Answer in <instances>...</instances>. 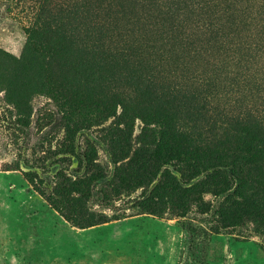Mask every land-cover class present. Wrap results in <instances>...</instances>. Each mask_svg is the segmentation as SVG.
I'll return each instance as SVG.
<instances>
[{
  "label": "rangeland",
  "instance_id": "374dc122",
  "mask_svg": "<svg viewBox=\"0 0 264 264\" xmlns=\"http://www.w3.org/2000/svg\"><path fill=\"white\" fill-rule=\"evenodd\" d=\"M59 1L0 0V264H264V239L258 233L264 234V0H235L229 12L214 11L213 26L201 22L200 13L188 18L177 30L178 39L213 48L201 61L177 59L178 64L189 61L184 69L154 74L130 66L129 61L128 67H121L124 59L114 49L143 38L174 55L182 46L178 39L169 42L158 35L162 24L143 22L137 11L123 22H114L116 35L107 28L110 32L95 53L74 50L77 43L69 38L70 49L65 50L58 40V25L43 32L57 19ZM233 10L237 23L246 19L249 26L213 42L209 28L227 25L222 14L228 16ZM122 24L128 31L121 43ZM77 38L82 39L78 33ZM149 72L150 80L154 75L157 79L155 89L140 78ZM199 95L210 102L200 103ZM55 103L72 124L111 140L117 153L114 166L103 146L97 152L98 172L113 176L112 205L101 206L93 199L66 205L82 217L97 215L99 222L91 226L68 222L31 188L20 170L1 169L22 152L21 143H13L6 129L10 119L6 111L20 113L32 125L43 107ZM196 104L201 106L197 113ZM157 113L159 119L178 117L176 124H168L170 134L180 141L185 133L182 123L201 115L193 128L195 138L214 143L202 162L217 158L231 163L242 181L245 206L238 209H230L218 196L219 187L228 186L222 179L196 187L186 217L194 231L192 243L177 214L165 212L159 217L130 208V201L154 173V161L149 172L133 153L154 133L148 129L157 126L147 115L152 119ZM35 139L31 134L29 143ZM234 140H243L240 152L232 150ZM202 177H194L186 186ZM221 213L243 225L234 234L210 231L212 215Z\"/></svg>",
  "mask_w": 264,
  "mask_h": 264
},
{
  "label": "trees",
  "instance_id": "16d2710c",
  "mask_svg": "<svg viewBox=\"0 0 264 264\" xmlns=\"http://www.w3.org/2000/svg\"><path fill=\"white\" fill-rule=\"evenodd\" d=\"M234 2L235 0H60L56 4L57 19L54 18L50 21L43 32L49 33L52 31V27L58 25V40L65 46V50L66 48L70 49L71 42L77 43L74 49L76 51L85 52L88 50L95 53L97 49L101 48V40L106 39L110 32L106 30L107 28L111 29L113 35H116L114 22L117 23L120 20L123 22L129 15L132 16L138 11V18L143 22L149 24L153 22L154 26L162 24L158 34L160 37L164 35V40L166 38L169 42L177 41V30L181 27L180 24L188 18L200 13L201 22L213 26L217 16L214 11L229 12ZM222 15L227 21V25L224 26L226 28H220L217 25L209 28L212 30L210 35L214 33L211 36L213 42L223 40L225 34L229 35L232 32L234 34L237 30L239 31L237 28L245 29L249 26L246 19H241L240 25L237 23L234 10L228 16L225 13ZM259 25L260 23L256 27ZM223 28L225 31H222ZM66 29H69V32ZM79 29H82V32ZM227 29H229L228 32ZM127 31V26L122 24L121 43L122 40H125ZM77 33L81 35L82 39L77 38ZM88 40L90 43H87ZM177 42H180L179 47L182 46V48H177L172 56L164 53L165 50L161 44L157 47L156 41L143 38H139L136 44L125 46L121 44V49H112L121 52L119 53L121 59H124V63L121 62V67H128L129 61L131 62L130 66L154 74L156 71L162 73V70L167 68L184 69L183 66H187L189 61L178 64L175 62L177 59L192 57L196 58L193 60L195 62L201 61L200 58L213 48L202 47L203 44L198 46L191 43L188 38L178 39ZM61 50L63 49L61 48ZM103 51L104 49L100 50L99 54H103ZM110 52L113 51L110 50ZM253 53L257 55L256 52L253 51ZM150 72L141 75L140 78L155 89L153 81L157 79L154 75L155 80L153 77L150 80ZM140 86L145 87L141 84ZM161 97L163 96L161 95ZM197 98L203 104L210 102L209 97H205V95H199ZM200 108L201 106L196 104L195 113ZM6 112L10 117L6 129L13 143H21L19 148L22 152H18L16 160L8 165H3L1 169L3 171L20 170L31 188L73 225L84 227L99 222L100 219L97 215L89 213L82 217L76 210H72L66 205H69L70 202L79 203L83 199H93L96 204L101 206L112 205L109 186L113 181V176L107 177L98 172L97 152L98 147L103 146L110 162L115 166L117 153L114 150L113 142L104 139L99 134L92 135V131L87 126L72 124L58 103L43 107L37 113L32 125L31 121L25 119L20 113L13 115L9 110ZM196 115L199 117L197 120L188 118L185 123H182L185 130L182 141L170 134L171 129L168 124V121L176 124V120H179L178 117L174 119L170 116L168 120H165L164 118L159 119L161 114L158 113L152 119L147 115L150 121L155 122L157 126L155 129L163 127L165 131L148 129V132L153 131L154 133L148 135L149 140L141 141L140 148H136L134 151L133 156L137 154L144 169L151 172L149 163L154 161L156 165L146 186L130 201L131 209L151 213L155 216L162 217L165 212L177 214L184 220L182 226L190 243H192L194 231L186 217L192 211L191 204L193 203L190 196L194 194L198 185L203 186L211 180L220 178L222 184L226 182L228 186L222 187L223 185H221L218 196H223L230 209L245 206L242 201L244 200L242 181L233 165L224 160L218 161L217 158L202 162L205 153L213 149L210 146H214V143L196 140L193 128L201 120V115ZM150 121L149 124H152ZM31 134L36 135L33 143H29ZM241 142L245 146L243 140ZM241 142L234 140L230 143L232 150L240 152L242 150ZM22 167L27 170H23ZM157 174L159 175L157 181L151 184ZM198 175H203V177L194 184L186 186ZM74 195L77 196L74 197ZM219 206L221 207V203H218V208ZM195 207L202 209L203 205ZM237 219L230 220L223 213L217 216L213 214L214 223L209 225V230L216 233L234 234L243 225ZM258 233L264 239V234Z\"/></svg>",
  "mask_w": 264,
  "mask_h": 264
},
{
  "label": "water",
  "instance_id": "95a60500",
  "mask_svg": "<svg viewBox=\"0 0 264 264\" xmlns=\"http://www.w3.org/2000/svg\"><path fill=\"white\" fill-rule=\"evenodd\" d=\"M22 169H23V170H27V168H25V167H22Z\"/></svg>",
  "mask_w": 264,
  "mask_h": 264
}]
</instances>
